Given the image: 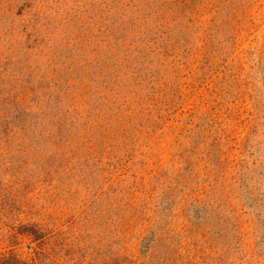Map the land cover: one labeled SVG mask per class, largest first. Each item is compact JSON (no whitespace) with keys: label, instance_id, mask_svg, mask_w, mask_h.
<instances>
[{"label":"rangeland","instance_id":"rangeland-1","mask_svg":"<svg viewBox=\"0 0 264 264\" xmlns=\"http://www.w3.org/2000/svg\"><path fill=\"white\" fill-rule=\"evenodd\" d=\"M0 264H264V0H0Z\"/></svg>","mask_w":264,"mask_h":264}]
</instances>
